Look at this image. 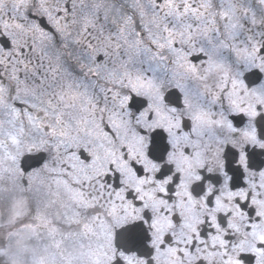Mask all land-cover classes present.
Returning <instances> with one entry per match:
<instances>
[{
	"label": "snow or ice",
	"instance_id": "1",
	"mask_svg": "<svg viewBox=\"0 0 264 264\" xmlns=\"http://www.w3.org/2000/svg\"><path fill=\"white\" fill-rule=\"evenodd\" d=\"M0 264H264V0H0Z\"/></svg>",
	"mask_w": 264,
	"mask_h": 264
}]
</instances>
